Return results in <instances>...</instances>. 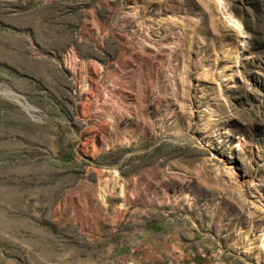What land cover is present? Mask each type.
Returning a JSON list of instances; mask_svg holds the SVG:
<instances>
[{"label":"rangeland","instance_id":"obj_1","mask_svg":"<svg viewBox=\"0 0 264 264\" xmlns=\"http://www.w3.org/2000/svg\"><path fill=\"white\" fill-rule=\"evenodd\" d=\"M0 264H264V0H0Z\"/></svg>","mask_w":264,"mask_h":264}]
</instances>
